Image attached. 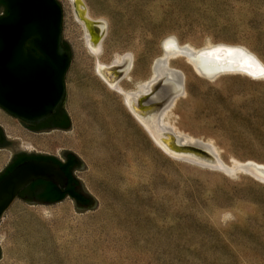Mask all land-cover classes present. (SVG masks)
<instances>
[{
	"label": "rangeland",
	"instance_id": "rangeland-1",
	"mask_svg": "<svg viewBox=\"0 0 264 264\" xmlns=\"http://www.w3.org/2000/svg\"><path fill=\"white\" fill-rule=\"evenodd\" d=\"M59 2L73 55L65 75L73 127L32 133L1 108L24 140L0 125L27 152L76 153L88 166L77 175L100 204L78 212L70 198L15 199L0 219V264H264V180L245 169L248 161L264 164V77L207 78L184 57L171 59L185 74L186 92L169 122L212 142L235 170L173 157L99 76L71 1ZM85 2L93 18L107 20L100 60L133 54L125 89L150 78L170 35L197 48L243 45L264 63V0ZM10 157V148H0V170Z\"/></svg>",
	"mask_w": 264,
	"mask_h": 264
},
{
	"label": "bare ground",
	"instance_id": "bare-ground-1",
	"mask_svg": "<svg viewBox=\"0 0 264 264\" xmlns=\"http://www.w3.org/2000/svg\"><path fill=\"white\" fill-rule=\"evenodd\" d=\"M70 1L75 18L83 27L85 44L96 57L97 73L111 90L122 94L125 105L154 143L176 158L221 171L233 169L221 158L212 142L189 136L169 122L168 116L177 99L186 92L185 74L171 65V59L184 57L198 74L207 78L227 73H244L253 78H262L264 63L259 57L239 44L212 43L197 48L190 44H180L175 36L170 35L163 41V53L155 60L150 78L139 82L135 89H125L121 81L129 76L133 54L125 52L109 63L102 62L100 55L108 30L107 20L93 18L85 0ZM0 120L9 135L19 134L14 122L2 115ZM17 137L24 140L20 134ZM245 169L264 180L263 163L248 161Z\"/></svg>",
	"mask_w": 264,
	"mask_h": 264
},
{
	"label": "water",
	"instance_id": "water-1",
	"mask_svg": "<svg viewBox=\"0 0 264 264\" xmlns=\"http://www.w3.org/2000/svg\"><path fill=\"white\" fill-rule=\"evenodd\" d=\"M4 1L8 14L0 17V108L26 127L24 123H38L49 117L61 103L67 111L65 75L71 64L72 49L62 37L64 11L59 0ZM29 39L33 40L43 57H37L27 48ZM63 42L70 49H66ZM72 127L70 118V127L66 130ZM8 139L16 149H20L16 140ZM65 150L70 151L62 149V152ZM78 158L82 164L79 170L88 169L85 162ZM38 179L64 188L68 177L53 161L29 159L20 162L0 179V219L19 198V192ZM80 180L93 202L86 207L76 205L77 211L97 209L99 200Z\"/></svg>",
	"mask_w": 264,
	"mask_h": 264
},
{
	"label": "flooded vegetation",
	"instance_id": "flooded-vegetation-1",
	"mask_svg": "<svg viewBox=\"0 0 264 264\" xmlns=\"http://www.w3.org/2000/svg\"><path fill=\"white\" fill-rule=\"evenodd\" d=\"M8 14V7L3 1L0 0V17ZM33 42V40L31 39ZM33 45L35 46L34 42ZM36 48V46H35ZM30 49V48H29ZM37 49V48H36ZM31 50V49H30ZM32 51V50H31ZM40 53V51L37 49ZM35 55L36 53L32 51ZM41 56L43 55L40 53ZM37 56V55H36ZM38 57V56H37ZM67 111L63 105H59L56 111L49 117L38 123H24L26 129L32 133H45L52 130L64 129L63 126L68 122ZM14 143L7 138L4 130H0V148H10L11 157L6 166L0 170V173L5 172L8 168H13L22 161L29 159H37L35 155L43 153H30L25 149H16ZM45 155V154H44ZM51 155V154H47ZM56 156V155H54ZM58 157V156H57ZM63 163H68L63 171L66 173L68 180L64 188H59L48 180L38 179L30 183L28 186L23 188L19 192V198L23 201L28 200L30 203L50 204L56 203L55 199H61L62 201L66 198H70L77 206L86 207L93 202V198L84 188L80 177L77 175V171L82 168V164L78 158H75L69 151H63L61 157H58ZM42 160V159H37ZM48 161V160H47ZM12 170V169H11ZM10 170V171H11ZM9 171V172H10ZM3 178V177H2ZM1 178V179H2ZM55 186V188L53 187ZM62 195V196H61ZM26 202V201H25Z\"/></svg>",
	"mask_w": 264,
	"mask_h": 264
},
{
	"label": "trees",
	"instance_id": "trees-1",
	"mask_svg": "<svg viewBox=\"0 0 264 264\" xmlns=\"http://www.w3.org/2000/svg\"><path fill=\"white\" fill-rule=\"evenodd\" d=\"M3 1V4L5 5V1ZM27 48H30L32 51H34L36 53V55L39 57L41 56L40 53L37 51V49L35 48V46L33 45V42L31 41V39H29L27 41V44H26ZM63 46L66 48V49H70L69 48V45L66 43V42H63ZM61 105H63V103H61ZM67 113V112H66ZM67 117H68V122L63 126L64 129H68L70 127V117L67 113ZM26 124V123H25ZM0 130H3V128L0 126ZM70 154H72L75 158H78V156L76 155V153H74L73 151H69ZM35 157L37 159H42V160H48V161H53V162H56V163H59L62 165V167L65 169L66 165L68 163H63L57 156H54V155H47V154H38V155H35ZM79 159V158H78ZM11 169H13V166H11L10 168H8L5 172L3 173H0V179L2 177H4ZM53 187L55 188V186L53 185ZM62 196V195H61ZM59 200L61 199H55L54 202H59Z\"/></svg>",
	"mask_w": 264,
	"mask_h": 264
},
{
	"label": "crops",
	"instance_id": "crops-1",
	"mask_svg": "<svg viewBox=\"0 0 264 264\" xmlns=\"http://www.w3.org/2000/svg\"><path fill=\"white\" fill-rule=\"evenodd\" d=\"M4 117V116H3ZM16 138H18V137H16ZM19 139V138H18ZM23 143V142H22ZM23 146V145H22Z\"/></svg>",
	"mask_w": 264,
	"mask_h": 264
}]
</instances>
